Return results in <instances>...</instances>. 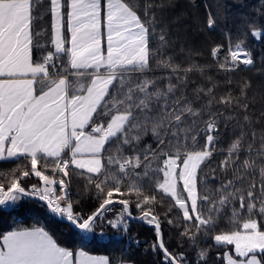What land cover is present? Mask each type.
<instances>
[{
  "label": "snow or ice",
  "instance_id": "6c2138e0",
  "mask_svg": "<svg viewBox=\"0 0 264 264\" xmlns=\"http://www.w3.org/2000/svg\"><path fill=\"white\" fill-rule=\"evenodd\" d=\"M157 6L0 0V161H25L0 172V212L34 200L77 229L82 245L103 236V227L97 228L104 223L119 234L139 219L155 230L151 251L161 264H190L164 240L156 214L163 194L172 201L163 215L181 229L179 236L196 252L195 264H264V109L257 114L249 100L250 82L239 95L228 88L217 96L210 76L207 83L189 76L204 77L205 67L175 64ZM257 11L264 17V8ZM237 25L235 43L225 21L227 47L210 49L226 73L254 67L245 38L264 39V21L249 16ZM206 26H218L210 9ZM156 69L170 74L156 76ZM225 136L231 137L226 154L218 147ZM214 154H224L216 167L209 164ZM32 177L36 183H23ZM74 177L94 193L97 206L90 214L74 210ZM115 204L121 208L108 218ZM174 209L175 219L169 215ZM212 248L218 249L214 255ZM0 264L112 261L84 247L70 250L44 226H32L0 233Z\"/></svg>",
  "mask_w": 264,
  "mask_h": 264
},
{
  "label": "trees",
  "instance_id": "16d2710c",
  "mask_svg": "<svg viewBox=\"0 0 264 264\" xmlns=\"http://www.w3.org/2000/svg\"><path fill=\"white\" fill-rule=\"evenodd\" d=\"M148 1L157 0H133V3L143 5ZM205 1L204 5L201 6V12L192 9L185 0H158L155 4L158 5L153 8L156 18L169 33L168 39L171 46L167 49V52L172 55L174 63L179 64L182 68H187L192 63L205 67L206 75L204 77H200L199 73H189V76L197 82L203 79L206 83L209 82L208 77L210 76L211 82L218 84L217 96L226 95V89L228 88H231L233 95H239V89L243 82H250L251 88L248 91V98L250 101H254L258 114L259 110L264 109V68H262V64H264V39L256 40L250 35L245 38L244 46L253 53L255 66L242 68V70H236L235 72L226 73L219 70L210 55V49L217 44H225L227 47V39L221 31L225 21H227L228 30L233 33V43L236 42V33L239 28V25L233 26L234 21L246 19L249 16H254L258 22L264 21V17L257 11L264 8V0ZM206 5L218 17L216 30L207 29L206 19L209 9H206ZM154 74L156 76L170 74V70L156 69ZM227 79H231V85L225 83ZM230 143L231 137L225 136L218 147L224 148L226 152ZM24 163L23 159L0 161V172L10 173L18 165ZM36 182L37 178L35 177L23 181L24 184L29 186ZM84 183L83 180L74 177L70 191L71 198L75 202L74 210L86 215L96 208L97 200L93 192L84 190ZM161 197L163 198V205H156V214L160 216L161 231L164 234L166 245L170 251L175 253L184 252L190 264H195L197 260L196 252L179 236L181 229L168 224L167 218L163 215L172 201L163 194H158V198ZM120 208L119 204L113 205V211L107 213L108 218H113ZM132 211L134 215H139L134 206ZM177 214L178 210L174 209L169 215L175 219ZM32 226H44L61 246L68 247L70 250L75 251L80 247H84V250L91 254L107 255L112 264H120L121 260L131 262V264H161L160 254H154L151 251V245L155 241L154 228L138 219L130 220L128 231L119 234L104 223L97 228V233H99V228L103 227L105 234L103 236L98 234L92 236L82 245L77 229L49 214L34 200L24 201L22 208H16L10 212H0V233L15 227ZM222 226H224L223 222ZM208 243H211V241ZM201 246L207 247L208 244H202ZM216 251L218 249L212 248L210 255H214Z\"/></svg>",
  "mask_w": 264,
  "mask_h": 264
},
{
  "label": "rangeland",
  "instance_id": "374dc122",
  "mask_svg": "<svg viewBox=\"0 0 264 264\" xmlns=\"http://www.w3.org/2000/svg\"><path fill=\"white\" fill-rule=\"evenodd\" d=\"M190 6H191V8L192 9H195L196 11H198V12H201L202 11V9H201V6H202V4L204 5V3L206 2L205 0H202V1H193V0H185ZM158 2V0L157 1H148V3H153L154 5L156 4ZM242 68H248V67H245V66H241L239 69H237V70H242ZM225 154H226V152H225ZM223 155L224 154H214V156H213V159H212V161H211V163H210V165L212 166V167H216L217 165H218V163H219V161L221 160V159H223ZM204 171L205 172H209L210 171V168L209 167H205L204 168ZM218 183V182H217ZM213 186H215V185H213ZM141 221V220H140ZM67 223V222H66ZM99 255H101V254H99Z\"/></svg>",
  "mask_w": 264,
  "mask_h": 264
},
{
  "label": "crops",
  "instance_id": "0c3cea01",
  "mask_svg": "<svg viewBox=\"0 0 264 264\" xmlns=\"http://www.w3.org/2000/svg\"><path fill=\"white\" fill-rule=\"evenodd\" d=\"M89 254H91V253H89ZM91 255H94V254H91Z\"/></svg>",
  "mask_w": 264,
  "mask_h": 264
},
{
  "label": "water",
  "instance_id": "95a60500",
  "mask_svg": "<svg viewBox=\"0 0 264 264\" xmlns=\"http://www.w3.org/2000/svg\"><path fill=\"white\" fill-rule=\"evenodd\" d=\"M66 222V221H65Z\"/></svg>",
  "mask_w": 264,
  "mask_h": 264
}]
</instances>
